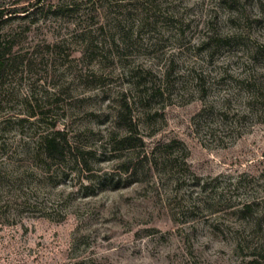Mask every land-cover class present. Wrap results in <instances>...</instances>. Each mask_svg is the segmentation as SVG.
Listing matches in <instances>:
<instances>
[{
  "label": "rangeland",
  "instance_id": "obj_1",
  "mask_svg": "<svg viewBox=\"0 0 264 264\" xmlns=\"http://www.w3.org/2000/svg\"><path fill=\"white\" fill-rule=\"evenodd\" d=\"M33 2L0 0L29 7L0 26V264H264V0Z\"/></svg>",
  "mask_w": 264,
  "mask_h": 264
},
{
  "label": "trees",
  "instance_id": "obj_2",
  "mask_svg": "<svg viewBox=\"0 0 264 264\" xmlns=\"http://www.w3.org/2000/svg\"><path fill=\"white\" fill-rule=\"evenodd\" d=\"M46 1L47 0H35V2L30 4L32 7H36L33 13H37L39 10H43L45 8ZM98 1L99 0H85V3L95 5L96 3H98ZM77 6L79 5L76 3L62 4V5L60 4V5H55L54 7L50 6L49 12L52 11V9H54L53 10L54 13H58L65 9H68V10L75 9L73 11H77L78 10ZM28 12H29V7L21 8V9L14 8V10H11V11L9 10L7 11L5 10V8L0 7V26H2L3 24L7 22V19L8 17H10V15L11 17L13 14H15L16 17H24L23 15H20V14L21 13L26 14ZM9 51H10L9 48L6 45L3 46L2 44H0V82L2 81V78L4 77L8 69V66H10L9 63L11 60L7 58ZM157 91L158 90H156V92ZM129 122L131 123V127L128 128L125 136L121 138V142L127 143L128 145L135 147L136 141L140 139H138V137H136L135 135V133L137 132L132 127L133 125L132 121L129 120ZM40 147L43 150L45 156L54 161H64L68 157V155L72 154L75 151V149L72 146H70L67 135L65 134L64 131H53L51 133H48L46 136L42 138ZM78 158L79 157H77V159ZM84 164L87 165L86 162H84ZM124 164L129 165L130 162L126 161L124 162ZM125 171H128V170H125ZM245 209H246V212L251 211L252 205L250 204L246 205ZM254 257L255 258H252L251 260H249L247 264H262V262L259 261V258H257L256 256Z\"/></svg>",
  "mask_w": 264,
  "mask_h": 264
}]
</instances>
